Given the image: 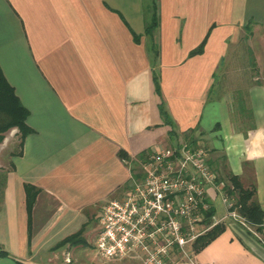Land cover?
I'll list each match as a JSON object with an SVG mask.
<instances>
[{
  "label": "crops",
  "instance_id": "0c3cea01",
  "mask_svg": "<svg viewBox=\"0 0 264 264\" xmlns=\"http://www.w3.org/2000/svg\"><path fill=\"white\" fill-rule=\"evenodd\" d=\"M0 65L34 130L7 171L0 264H91L103 205L163 147H203L264 210V0H0ZM210 193L225 229L189 246L196 260L264 264V224Z\"/></svg>",
  "mask_w": 264,
  "mask_h": 264
},
{
  "label": "built area",
  "instance_id": "2783aa9c",
  "mask_svg": "<svg viewBox=\"0 0 264 264\" xmlns=\"http://www.w3.org/2000/svg\"><path fill=\"white\" fill-rule=\"evenodd\" d=\"M142 179L122 199L102 207L95 239L105 260L134 264H211L196 260L189 250L199 237L223 219L207 222L213 189L226 216L246 224L225 183L209 163L203 147L183 143L151 151L142 162Z\"/></svg>",
  "mask_w": 264,
  "mask_h": 264
},
{
  "label": "trees",
  "instance_id": "16d2710c",
  "mask_svg": "<svg viewBox=\"0 0 264 264\" xmlns=\"http://www.w3.org/2000/svg\"><path fill=\"white\" fill-rule=\"evenodd\" d=\"M159 26V14L157 6L153 7V15L150 21L146 24V33L152 39L154 37V32ZM152 51L154 56H158L159 52L157 48L153 45ZM199 51V50H197ZM155 83L157 86V91L160 93V83L159 75L155 74ZM29 110L22 103L21 99L17 95L15 88L7 80L1 65H0V142L4 140L3 133L7 130L17 127L19 132H21V147L24 145L26 137L31 134L34 130L29 126L27 120L29 117ZM162 113L166 121H169L167 112L162 107ZM226 162V161H225ZM225 176L228 178L229 182L223 180L220 176V180L225 183L224 190L226 193L235 200V207L238 213L245 219V222L251 226H256L257 231L262 232V225L264 224V210L256 199V186L253 184L251 187H245L240 176L227 171V166L225 165ZM7 181V173L4 177L0 178V203L3 199L4 188ZM37 196V191H28V210L31 214L33 205L35 203ZM1 206V205H0ZM216 209L214 206L207 212V222L211 223L212 218L215 215ZM225 229L223 223H219L209 230L206 234L199 237L194 244L196 250H200L204 245H206L211 239L216 237ZM82 240V232L77 235L68 238L66 241H71L77 243V240ZM0 250L3 255H7V252L3 249L0 243Z\"/></svg>",
  "mask_w": 264,
  "mask_h": 264
},
{
  "label": "rangeland",
  "instance_id": "374dc122",
  "mask_svg": "<svg viewBox=\"0 0 264 264\" xmlns=\"http://www.w3.org/2000/svg\"><path fill=\"white\" fill-rule=\"evenodd\" d=\"M3 136H4V140L0 142V178L1 176L4 177L7 171L10 169L12 157L15 154H17L21 149V139H22L21 132H19V129L17 127L7 130L6 132L3 133ZM212 167L215 171L218 170L216 167L214 166ZM220 171L221 173L219 172V170L218 172L217 171L216 172L223 180L229 182L228 178L225 176L226 175L225 166L222 165ZM217 203L220 208L223 207V205L221 204L222 203L221 198L218 200ZM94 227L98 228L99 224H96V226ZM89 241L91 240L89 239ZM86 244L87 247L83 245L84 246L83 248L86 249L87 257L89 261H91V264H134L128 259L113 260V261L102 259L98 255L96 248H94L93 243H91L92 245L89 242H87Z\"/></svg>",
  "mask_w": 264,
  "mask_h": 264
}]
</instances>
